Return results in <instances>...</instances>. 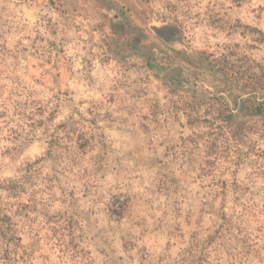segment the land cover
<instances>
[{
  "label": "rangeland",
  "instance_id": "rangeland-1",
  "mask_svg": "<svg viewBox=\"0 0 264 264\" xmlns=\"http://www.w3.org/2000/svg\"><path fill=\"white\" fill-rule=\"evenodd\" d=\"M0 264H264V0H0Z\"/></svg>",
  "mask_w": 264,
  "mask_h": 264
},
{
  "label": "trees",
  "instance_id": "trees-1",
  "mask_svg": "<svg viewBox=\"0 0 264 264\" xmlns=\"http://www.w3.org/2000/svg\"><path fill=\"white\" fill-rule=\"evenodd\" d=\"M6 258H7V259L10 258V257H9V254L6 255Z\"/></svg>",
  "mask_w": 264,
  "mask_h": 264
}]
</instances>
